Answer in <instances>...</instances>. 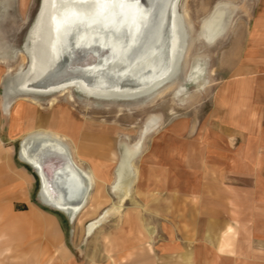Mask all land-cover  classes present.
<instances>
[{"label": "rangeland", "instance_id": "obj_1", "mask_svg": "<svg viewBox=\"0 0 264 264\" xmlns=\"http://www.w3.org/2000/svg\"><path fill=\"white\" fill-rule=\"evenodd\" d=\"M42 1L24 0L21 8V0H8L2 16L0 5V250L8 249L0 264L20 263L18 251L27 246V258L39 264L140 257L264 264V215L252 231L254 192L264 214V167L252 163L254 148L264 150V0H181L188 55L175 86L161 95L106 100L69 88L34 98L10 93L6 107L7 89L27 67L20 53ZM222 11L224 33L206 39ZM42 129L68 138L95 174L97 198L75 224L41 204L38 178L18 159L21 140ZM121 145L141 152L135 187L116 211L121 198L110 185ZM107 209L86 235L83 227ZM223 237L230 245L223 247Z\"/></svg>", "mask_w": 264, "mask_h": 264}, {"label": "bare ground", "instance_id": "obj_2", "mask_svg": "<svg viewBox=\"0 0 264 264\" xmlns=\"http://www.w3.org/2000/svg\"><path fill=\"white\" fill-rule=\"evenodd\" d=\"M180 2L43 0L28 30L26 50L20 53L27 67L7 89L6 107L10 93L34 98L75 88L91 98L130 101L171 88L178 78L173 79L175 73L184 68L189 49L190 33ZM225 18L222 11L211 20L206 39L214 40L224 33ZM202 70L197 66L193 71L198 74ZM19 144L20 161L37 167L43 205L62 212L75 224L89 201L97 198L94 172L78 161L68 138L51 129L32 133ZM140 152L138 147H119L110 188L121 200L113 210L123 207L131 196L138 178L133 162ZM70 177L76 184L67 188ZM110 211L98 213L83 227L84 233L91 235Z\"/></svg>", "mask_w": 264, "mask_h": 264}, {"label": "crops", "instance_id": "obj_3", "mask_svg": "<svg viewBox=\"0 0 264 264\" xmlns=\"http://www.w3.org/2000/svg\"><path fill=\"white\" fill-rule=\"evenodd\" d=\"M4 1L5 0H1L0 1V5L2 7L1 16H2V14L4 15V12H5V11H3V9L6 10V8L8 7V4H7L8 0H6L7 2L6 1L4 2ZM23 1L24 0H21V2H20V7L21 8H23L24 5H25ZM64 129H67V127H65ZM78 144L80 145V143H78ZM261 149L262 148H256V147L254 148L253 156H252V163H253L254 169L255 168L256 169H260V168L264 167V150H261ZM259 194H256L255 192L253 194V197H254L253 198V210L254 211H253V220H252V222H253V230L252 231L253 232H257V224H256L257 216L264 215V214L261 213V200L262 199L260 198L261 195H259ZM258 201H260V202L258 203ZM38 222H39V220H38ZM43 222L48 223V222H50V220H48V219L44 220L43 219ZM262 231H264V230H262ZM223 238H224V241H223L224 246L223 247H225L227 245H230L229 243H230L231 239H225V237H223ZM260 241L264 242V239H262ZM221 244H222V241H221ZM221 244L219 246V251L223 252V250H220L221 249ZM7 250H8L7 248L0 250V255H2V253L6 252ZM29 250L31 251V246L30 247L29 246L22 247L18 251L17 258H19L20 261H21L18 264H39L38 261H35V260L32 261L30 257H29V259L27 258ZM125 259H127V258L124 257V260ZM189 260H190L189 257H183V258L180 259V263H182V264L187 263L188 264ZM120 261H123V258H120ZM129 263L130 264H165V263H177V262H176L175 258H172V257L171 258H169V257L168 258L167 257H158V258L157 257H140V258L132 259L131 262H129Z\"/></svg>", "mask_w": 264, "mask_h": 264}, {"label": "water", "instance_id": "obj_4", "mask_svg": "<svg viewBox=\"0 0 264 264\" xmlns=\"http://www.w3.org/2000/svg\"><path fill=\"white\" fill-rule=\"evenodd\" d=\"M180 72H181V70H179V71H177L176 73H175V75H174V77H173V79L174 78H177L178 77V75L180 74ZM172 80V79H171ZM168 82H170V81H167V82H165V83H168ZM164 84V83H163ZM161 86V85H160ZM154 90V89H153ZM150 93V92H149ZM142 95H144V94H142ZM142 95H139V96H137V97H135V98H140V96L141 97H143ZM147 95H149V94H147ZM147 95H146V97H147ZM20 152H21V149H20V146H19V148H18V150H17V156H18V159L20 158ZM33 172H34V174L36 175V177L38 178V182H39V190H38V198H39V201L41 202V204H43V202H42V200L40 199V194H41V185H42V180L40 179V175H39V173L37 172V167L36 166H31L30 164H26ZM36 167V168H35ZM53 180H56V178H54ZM72 184H76V179H74V177H70L67 181H66V185H67V188H68V186H69V188H71V185ZM67 190V189H66ZM67 192H68V190H67ZM65 194H67V193H65ZM68 196H70V195H68ZM71 221H72V219H71Z\"/></svg>", "mask_w": 264, "mask_h": 264}]
</instances>
